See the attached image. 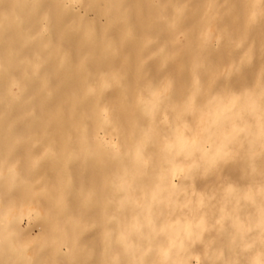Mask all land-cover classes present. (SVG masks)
<instances>
[{"label": "bare ground", "instance_id": "6f19581e", "mask_svg": "<svg viewBox=\"0 0 264 264\" xmlns=\"http://www.w3.org/2000/svg\"><path fill=\"white\" fill-rule=\"evenodd\" d=\"M95 1L0 0V264H264V0Z\"/></svg>", "mask_w": 264, "mask_h": 264}, {"label": "rangeland", "instance_id": "374dc122", "mask_svg": "<svg viewBox=\"0 0 264 264\" xmlns=\"http://www.w3.org/2000/svg\"><path fill=\"white\" fill-rule=\"evenodd\" d=\"M95 2L96 3L94 4V2H93L92 6H91L92 9H96L98 7V5H102L104 3L103 0H100L98 2L95 1ZM89 14H90V16H93L95 14V12L94 11H90ZM217 32H219V31H217ZM22 223H23L24 226H27L30 223L29 218L28 217H24Z\"/></svg>", "mask_w": 264, "mask_h": 264}]
</instances>
